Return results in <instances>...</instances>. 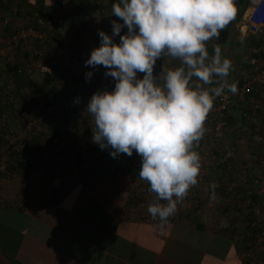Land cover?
Instances as JSON below:
<instances>
[{
	"label": "crops",
	"instance_id": "obj_1",
	"mask_svg": "<svg viewBox=\"0 0 264 264\" xmlns=\"http://www.w3.org/2000/svg\"><path fill=\"white\" fill-rule=\"evenodd\" d=\"M13 1L9 21L14 20L18 27L30 25L32 6L24 0ZM65 1V7L62 0L38 1L36 8L48 19L46 27L38 32L52 40L51 47L65 58L66 66H74L80 75L72 74L80 78L93 71L85 61L100 46L98 30L111 35L112 21H122L111 14L114 0ZM248 7L247 0H239L235 19L221 31L219 39L206 42L210 56L218 45L222 56L231 60L227 79L237 86L255 39L249 27ZM19 10L24 18L16 16ZM114 41L119 42V36ZM179 65V60L163 57L157 61L154 75ZM105 71L97 66L88 80L93 83L87 93L105 88ZM138 76L142 78L143 74ZM72 90L77 91L75 87ZM21 92L28 93L26 89ZM261 105L262 110L248 125L239 120L238 105L234 121L241 127L233 125L227 133L226 143L236 153L232 171L228 172L234 182L242 175L254 183L264 177L262 160L254 158L255 153L264 152L255 141L257 135L264 134L262 97ZM1 108L0 113L6 115L0 119V264H247L242 249L253 243V234L250 227L245 229V216L254 212L248 209L245 186L233 193L227 188L224 193L215 189L212 200L209 182H197L192 195L177 205L175 217L161 223L147 211L149 204L161 202L149 191V184L139 178L138 169L129 163L123 168L124 163L107 179L103 168L95 170L94 164L86 163L76 166L63 156L54 155L58 157L52 158L54 163L41 165L38 159H45L44 143L55 144L50 127L57 121L45 120L46 110L41 105L32 110L11 107L9 115ZM17 128L21 129V141L17 140ZM30 145L32 150L41 151L39 156L27 149ZM20 157H29L33 166L26 169L18 165ZM220 172L214 168L209 177H220ZM53 194L57 195L56 205L51 203ZM256 215L264 221V209ZM256 252L257 259H264L263 251L257 248Z\"/></svg>",
	"mask_w": 264,
	"mask_h": 264
},
{
	"label": "clouds",
	"instance_id": "obj_2",
	"mask_svg": "<svg viewBox=\"0 0 264 264\" xmlns=\"http://www.w3.org/2000/svg\"><path fill=\"white\" fill-rule=\"evenodd\" d=\"M111 14L122 23L112 21L111 35L98 30L100 46L85 61L93 69L86 81L97 66L115 81L111 91L93 93L86 106L95 125L92 141L113 158L140 156L139 178L167 202L149 204L147 211L167 223L198 182L201 158L194 144L204 135L215 98L238 90L227 79L231 60L218 45L210 56L206 43L235 19V0H114ZM163 57L180 65L154 75ZM216 187L210 185L212 200Z\"/></svg>",
	"mask_w": 264,
	"mask_h": 264
},
{
	"label": "built area",
	"instance_id": "obj_3",
	"mask_svg": "<svg viewBox=\"0 0 264 264\" xmlns=\"http://www.w3.org/2000/svg\"><path fill=\"white\" fill-rule=\"evenodd\" d=\"M65 4L66 1L63 0L61 5L65 7ZM247 4L249 6V10L247 11L249 27L251 32L255 35V39L245 65L242 67L239 74L238 90L233 94L225 89L220 97L215 98L213 108L209 112L204 123V135L198 144H194V150L199 153L201 158V169L197 177L198 182H209V186L212 183H216V189L224 185L229 193L234 192L237 186H245L249 196L248 202L249 204L252 203V210L258 213L261 209H264V177L257 179L256 183L250 181L247 175L240 176L236 182H230L228 176L225 175L223 177L222 174L220 177L217 176L212 180L209 177V174L214 168L221 169L222 171L223 165L227 164L228 160L236 156L233 148L226 143V136L231 128L229 116L234 111H237L236 108L240 105L239 112L243 117L242 121L248 125L252 122V118L258 116V113L262 110L261 97L264 98V0H247ZM21 36L24 38H42L43 35L30 28L23 31ZM115 42L118 43L117 41ZM105 80V83L111 91L114 88L115 81L111 77L106 76ZM255 141L258 145L264 147V134L260 133L257 135ZM263 153L264 152H261V155L255 153L254 158L262 160V165L264 166ZM114 163L118 165V167L124 163H129L137 170L140 167L141 158L135 152L131 157L126 154H120L117 157V161ZM115 164L110 165L106 163L104 165L102 172L105 178H111V175L116 172ZM194 188L193 186L189 189L187 197L192 195V190ZM152 194L156 196L154 192H152ZM253 194L256 195L254 202L252 200ZM160 202L162 204L167 203L166 201ZM171 217L173 218L175 215ZM253 220L252 225L257 229L255 242H253L251 247L242 250V259L247 264H264V259H257L256 252L258 248L264 253V221L258 215H256Z\"/></svg>",
	"mask_w": 264,
	"mask_h": 264
},
{
	"label": "trees",
	"instance_id": "obj_4",
	"mask_svg": "<svg viewBox=\"0 0 264 264\" xmlns=\"http://www.w3.org/2000/svg\"><path fill=\"white\" fill-rule=\"evenodd\" d=\"M25 2L28 3V5L31 7L32 6V12L30 17L32 16V21L30 25H27L25 27H18L15 24L14 20L9 21L10 13L14 10L12 9V7L14 6V1L13 0H0V22L2 23V27L0 28V48L1 46H5L8 45L10 49V52H14L15 57L13 58V60H9L8 62L6 61L5 57H1V54L4 56V53L0 52V64H4L5 70L8 74V76L10 77V81L8 80V77L5 76L6 78H4V76H1V72H0V106L2 105H6L7 107L3 106L1 109L2 110H10L11 107H13L15 109V107H18V104L16 105V103H20L22 100L23 102V106L25 107V109H31L34 108V106H38L41 105L43 108L48 109L51 106H56L57 104H59L60 102L58 101V99L63 98L66 100V102H68V104H70L71 102L74 101V98L77 97V91L74 92L71 88V86L65 83H62V87H63V91H61L60 89L53 87V83L52 78L56 79L55 76V71L59 68L60 65V61L59 58L57 57V55H54V61H53V71L50 70L48 75L45 74V76L43 77L41 83H36L37 85V89H33V84L31 83V79H30V75L32 74V69L31 66L29 64H27L26 58H29L30 61L33 62V60H37V56L36 54H34L30 51H28L27 49L25 50V48H27V42H33L34 45L36 46V48H43L46 47L47 45H52V40L50 38H36V39H31V37L28 38H24L21 36L23 31H26L30 28L34 29L35 31H39L40 29H44V22H46V20H48L47 18L43 17V14L41 13V11L39 9L36 8V6L39 4L38 1L39 0H24ZM63 1V0H62ZM239 0H235V4H238ZM35 5V6H34ZM66 6V4H65ZM18 17H23V12L17 11V15ZM42 19V20H41ZM46 19V20H45ZM48 22V21H47ZM1 24V23H0ZM24 50V51H23ZM1 51V50H0ZM10 56V54H8ZM8 56V57H9ZM34 58V59H33ZM56 59V60H55ZM74 79V74L71 75V79ZM11 82V83H10ZM106 82V80L104 81ZM24 86H28L30 90H28L27 94L22 93L21 91H23V87ZM87 91V88L83 89L82 95H85ZM18 96L20 97V99L18 98ZM27 107V108H26ZM72 107H69L66 109L67 111H65L66 113L71 110ZM236 111H234L230 116H229V122H230V126L232 127L233 125H237L235 124L236 121H234L236 119ZM238 112V111H237ZM10 112L7 113V115H9ZM6 115V113L4 111H2L0 113V119H3V117ZM48 118H51V116H49ZM62 118L64 119V115L60 118V121H62ZM243 117L241 115V113L239 112V120H241ZM61 123L59 121H57V125L54 127H50L52 128L50 131L53 132V139L55 140V137L59 134V127H60ZM95 125L93 127V129L89 128V132L93 133L92 130H94ZM72 143L69 144L68 148L71 150V152L74 154L75 160L74 163L76 164V166H82L85 164V158H84V150L83 148L80 146L79 142L77 141L76 137H72L71 138ZM25 142H29L28 140H26ZM88 146H89V153L92 152V155L90 154V158L91 161H89V166H91V164H94L93 167L95 168V170H98L100 168H103L104 165L106 163H109L110 165H114L115 163L112 162L111 160H115V162L117 161V157L113 158L110 155V152L108 149H106V151H104L103 153H99L97 154L98 151H100V147L99 145L93 143L92 141V136L90 137L89 141H87ZM31 148L27 147V149ZM31 152H34L35 154H37V156H39L40 152L39 150H32V148L29 150ZM39 151V152H38ZM96 152V154H94ZM109 153V155L107 154ZM94 154V155H93ZM104 156H108L109 158ZM101 158L102 160L99 161L98 159ZM234 159L235 157H233L232 159L228 160L227 164L223 165V169L220 173L223 174V177L227 174L228 175V180L230 182H234L232 179H230V175L232 174H228V172L232 171L231 167H233L234 164ZM38 161L41 163V165L44 164H51L54 163V161H52V159H38ZM18 165L29 169L31 166H33L32 161L28 158H22L20 157V159L18 160ZM116 170L119 169L118 165H116ZM128 166V163H126V165L123 166L126 167ZM94 170V169H93ZM94 170V171H95ZM139 170V168H138ZM236 180V179H234ZM238 189V186H237ZM236 189V190H237ZM221 193H224L226 191V187L223 185L221 186L219 189ZM235 190V191H236ZM56 191L54 190V193ZM229 193V192H228ZM233 193V192H232ZM228 195V194H227ZM255 194H253V202L255 201ZM58 202L57 200V195L55 196L54 194L52 195L51 198V203L52 205H56ZM252 203L249 204L248 209L251 212H254L253 214L248 213V216L246 214L245 219L247 220L245 223V229L248 230V227H250L251 232L253 234V242H255V234H256V228L252 225V222L254 221L253 219L256 216V212L255 210H252ZM248 218V219H247ZM250 225V226H249ZM244 229V230H245ZM247 242V241H246ZM253 243L248 244L246 246L243 247L242 250H245L249 247H251Z\"/></svg>",
	"mask_w": 264,
	"mask_h": 264
},
{
	"label": "rangeland",
	"instance_id": "obj_5",
	"mask_svg": "<svg viewBox=\"0 0 264 264\" xmlns=\"http://www.w3.org/2000/svg\"><path fill=\"white\" fill-rule=\"evenodd\" d=\"M43 23L45 22L43 21ZM31 39H36V38L31 37ZM51 46H54V45L53 44L47 45L46 47L39 49V48H36L33 42H27V48H25V50L27 49L30 52L34 51L33 53L36 54L37 56V60L33 58L34 59L33 62L30 61L29 58H26L27 64H29L32 69V74L30 75V79H31V83L33 84V89L38 88L36 83L37 82L41 83L42 81L40 80L43 79L45 74L48 75L50 70L52 71L54 70L52 69L54 55H58L60 65H59V68L54 73L56 76V79L52 78V81H51L53 83V87H56L62 91L63 90V87L61 86L62 83H65L67 85L69 84L71 88L75 87V89L77 90V94H76L77 97H75L74 101L71 102L70 104H68V102H66L65 99L60 97V99H58V101L60 102L59 104H57L56 106H51L49 109H46L45 120H51L53 118L54 120L59 121L61 125L59 127V134L55 137V144H49V142L47 143V141L46 143H44L43 155L46 160L52 159L54 157L58 158L56 156H63V158L65 157L64 159L66 161L74 162V159H75L74 154L71 152L68 146L69 144L72 143L71 138L76 137L77 141L79 142L80 146L83 148L85 152L84 158H85V163L87 165V163L91 161V158L87 152L89 151V146H88L87 141H89L90 137L93 135V133L89 132L88 129L91 128V125H92L91 129H93L94 122L92 121L90 114L86 111V106L91 96L93 95V93L97 92L98 90H105V88L106 90H109V87L106 83H103L104 84L103 87H105L104 89H101L99 87L97 88V90H94V92L87 93L86 91V94L82 95L83 89L87 88L88 90L89 87L92 85L91 83H93V81H86L84 73L82 74V76H80V78L74 77L75 79L73 78L71 79L72 73L78 76L80 75V73L79 72L77 73L74 70V66H72L71 63L66 66L65 63L67 64V62L65 61V58L63 56H61L60 58V53L56 52V50ZM10 49L11 48H9L8 45L1 46L0 48L1 50L0 52L4 53V56L0 53L1 57H5L7 62H8V59L13 60V58L15 57L14 52L12 51L10 52ZM66 49L67 48H64V50ZM8 54H10V56ZM0 72L2 73L1 76H7L8 80L10 81V77L8 76L5 70L4 64H0ZM25 89L26 91L30 90L28 86H24L23 90ZM25 93L27 94V92ZM18 98L20 99L19 96ZM77 99H79L80 101L79 103H76ZM20 101H21L20 103H16V105L18 104L19 109L20 107L23 106V103H22L23 101L22 100ZM68 107L69 109L70 107H72V109L66 113L65 111H67L66 109ZM8 112H9V109H8ZM63 115H64V119L62 118V121H60V118ZM20 116H21V113L18 112V117ZM49 116H51V118H48ZM45 129L43 130L46 132ZM15 131L17 132V140L21 141V129L17 128ZM10 148H11V145L8 146V152H10L9 151ZM98 160L101 161L102 159L99 158Z\"/></svg>",
	"mask_w": 264,
	"mask_h": 264
}]
</instances>
